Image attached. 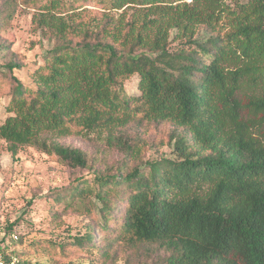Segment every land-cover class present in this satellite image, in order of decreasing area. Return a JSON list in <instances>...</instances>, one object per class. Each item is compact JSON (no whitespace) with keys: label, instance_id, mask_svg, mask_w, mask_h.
Here are the masks:
<instances>
[{"label":"trees","instance_id":"trees-1","mask_svg":"<svg viewBox=\"0 0 264 264\" xmlns=\"http://www.w3.org/2000/svg\"><path fill=\"white\" fill-rule=\"evenodd\" d=\"M32 1L47 12L69 7ZM108 3L141 8L129 18L39 15L61 45L30 74L33 88L14 76L20 65L0 44V98H9L0 139L12 156L33 146L87 169L83 151L55 139L90 134L125 154L124 163L55 195L93 198L92 224L71 243L54 244L58 253L140 249L152 256L137 264H264V144L250 130L252 121L264 128V0ZM132 76L136 96L123 89ZM244 111L251 118L243 120ZM145 123L173 127L171 157L131 165L139 139L128 129ZM0 254L27 264L5 247Z\"/></svg>","mask_w":264,"mask_h":264},{"label":"rangeland","instance_id":"rangeland-1","mask_svg":"<svg viewBox=\"0 0 264 264\" xmlns=\"http://www.w3.org/2000/svg\"><path fill=\"white\" fill-rule=\"evenodd\" d=\"M61 1L69 6L68 9L47 12L31 5L32 0H0V44L7 47V58H12L20 65L19 69L14 70V76L30 88H33L30 74L42 63L45 53L61 45L39 24L40 14L49 13L70 20L88 10L91 15L105 12L114 18L119 15L129 18L138 15L141 8L128 4L121 9H111L108 0ZM203 35V29L196 31L197 38ZM169 40L171 48L179 44V40L173 38V33ZM2 64L0 57V66ZM137 82V76L124 82L123 89L127 95L138 94ZM8 101L7 96L0 98V125L8 116L5 111ZM242 116L243 120L251 118L245 111ZM257 123L251 122V133L264 144V128ZM172 128L168 123L131 125L128 135L139 139V153L131 165L171 157L169 134ZM55 140L83 151L90 167L72 170L56 156L47 155L33 146L22 147L12 156L7 144L0 139V248L5 247L21 254L27 264H125L126 260L130 264H137L151 257L152 254L148 255L140 249L118 251L103 257L95 250L91 255L75 248H67L69 254L60 256L54 244L71 243L85 233L87 225L92 224L89 212L93 198L85 196L57 202L55 195L69 185L76 184L77 180H91L96 172L124 163L125 154L108 147L104 140L92 134ZM102 234L96 233L95 240Z\"/></svg>","mask_w":264,"mask_h":264},{"label":"built area","instance_id":"built-area-1","mask_svg":"<svg viewBox=\"0 0 264 264\" xmlns=\"http://www.w3.org/2000/svg\"><path fill=\"white\" fill-rule=\"evenodd\" d=\"M14 238H16L14 236ZM0 264H22L21 259L16 254L3 256L0 254Z\"/></svg>","mask_w":264,"mask_h":264}]
</instances>
